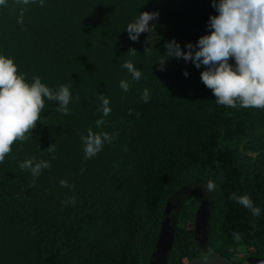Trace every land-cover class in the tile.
Returning <instances> with one entry per match:
<instances>
[{
  "label": "trees",
  "instance_id": "trees-1",
  "mask_svg": "<svg viewBox=\"0 0 264 264\" xmlns=\"http://www.w3.org/2000/svg\"><path fill=\"white\" fill-rule=\"evenodd\" d=\"M145 11L159 13L150 21L155 32L133 42L127 24ZM217 14L211 0L0 6V55L14 58L27 82L39 76L51 89L70 85L72 93L70 115L46 100L31 138L14 143L0 163V264H150L170 202L178 203V219L168 264L204 253L264 258V109L218 105L200 79L203 66L182 58L168 59L164 70L156 64L165 42L195 44ZM130 48L135 56L127 55ZM128 60L142 71L138 81L122 67ZM99 94L111 108L101 128ZM89 127L115 139L86 160L81 135ZM32 156L50 170L36 178L21 170ZM233 193L249 195L260 214Z\"/></svg>",
  "mask_w": 264,
  "mask_h": 264
},
{
  "label": "clouds",
  "instance_id": "clouds-1",
  "mask_svg": "<svg viewBox=\"0 0 264 264\" xmlns=\"http://www.w3.org/2000/svg\"><path fill=\"white\" fill-rule=\"evenodd\" d=\"M36 0H15L17 5H28ZM43 6L44 0H39ZM7 0H0V6H6ZM211 6L218 13L211 15L207 22V34L198 38L195 44L188 42L181 45L174 38L165 42L166 52L158 63L164 70L165 62L170 58L183 59L200 69L202 83L212 91L218 105L231 108L264 109V0H211ZM23 10L18 23H22ZM159 17L158 12H142L133 22L127 24L129 39L137 42L142 33L155 32V25L150 21ZM149 35L146 40H149ZM186 49V50H185ZM145 54L150 52V47L144 49ZM134 48L128 50L127 55L135 56ZM122 67L128 70L133 80L138 81L142 76L131 61H125ZM185 77L188 72L183 73ZM123 91L129 90L126 80L120 81ZM78 98V97H77ZM102 102L97 111L103 116L95 121L97 128L105 124L103 117L110 114V99L104 94H99ZM142 99L148 102L149 91L142 92ZM59 102L56 111L62 115H70L68 105L72 100L70 85L61 84L56 89H51L41 82L39 76H33L32 82L26 80V74L19 72L14 58L0 55V163L11 153L16 142H25L32 136L41 119L45 101ZM132 110L129 109V115ZM114 135L108 132H95L92 127L87 129L86 135H81L84 158L90 159L97 155L105 143H111ZM39 148V145H38ZM54 152V144L46 149ZM55 159V156L52 157ZM21 170H28L33 178L40 175L43 169L51 168L49 162L37 160L35 156L26 158L19 165ZM62 187H73L66 180H61ZM34 186V180L33 184ZM209 191L214 189V184L209 181ZM237 203L248 208L253 216L260 214V209L254 206L249 195L237 196L233 193L230 197ZM75 204L76 198L69 201ZM239 239V235L236 234Z\"/></svg>",
  "mask_w": 264,
  "mask_h": 264
},
{
  "label": "water",
  "instance_id": "water-1",
  "mask_svg": "<svg viewBox=\"0 0 264 264\" xmlns=\"http://www.w3.org/2000/svg\"><path fill=\"white\" fill-rule=\"evenodd\" d=\"M194 191V189H191ZM178 203L170 202L166 206L162 220L161 231L153 251L150 264H168L170 249L175 237L176 220L178 219ZM246 264H264V258L249 256ZM185 264H239L237 261L218 253H204L189 258Z\"/></svg>",
  "mask_w": 264,
  "mask_h": 264
},
{
  "label": "flooded vegetation",
  "instance_id": "flooded-vegetation-1",
  "mask_svg": "<svg viewBox=\"0 0 264 264\" xmlns=\"http://www.w3.org/2000/svg\"><path fill=\"white\" fill-rule=\"evenodd\" d=\"M245 255H244V257L243 258H239V259H236V261L239 263V264H246L245 263V260L249 257V256H256V255H252V254H249L248 252H246V253H244Z\"/></svg>",
  "mask_w": 264,
  "mask_h": 264
}]
</instances>
